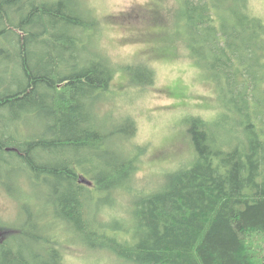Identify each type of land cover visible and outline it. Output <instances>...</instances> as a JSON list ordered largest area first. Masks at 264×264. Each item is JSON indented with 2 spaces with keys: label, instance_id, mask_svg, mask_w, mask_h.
Segmentation results:
<instances>
[{
  "label": "trees",
  "instance_id": "16d2710c",
  "mask_svg": "<svg viewBox=\"0 0 264 264\" xmlns=\"http://www.w3.org/2000/svg\"><path fill=\"white\" fill-rule=\"evenodd\" d=\"M159 17L171 25L163 51L188 50L222 109L190 116L192 157L147 190L136 186L142 153L128 146L137 128L99 126L94 101L112 92L117 69L101 53L82 54L101 27L86 0H0V66L12 73L0 68V122H47L30 137L1 123L0 163L45 187L50 207V220L7 224L21 239L0 227V264H63L68 234L112 264H264V21L250 0H174L168 20ZM144 65L149 78L138 83L153 84ZM120 134L126 149L116 155L110 138ZM121 194L131 195L120 202L127 217L115 210Z\"/></svg>",
  "mask_w": 264,
  "mask_h": 264
},
{
  "label": "rangeland",
  "instance_id": "374dc122",
  "mask_svg": "<svg viewBox=\"0 0 264 264\" xmlns=\"http://www.w3.org/2000/svg\"><path fill=\"white\" fill-rule=\"evenodd\" d=\"M86 2L88 9H92L100 19L101 27L95 42L92 36L85 37L86 48L82 49V54L86 56L88 52L97 55L101 53L117 69L110 83L112 92L100 94L94 101L95 106L99 105L100 108V129L108 134L113 132L120 122L133 123V129L135 127L137 131L128 146L133 147L132 153H142L136 186L150 190L163 173L180 167L192 157L193 144L191 140L185 139L188 136L189 118L199 115L208 120L214 119L222 109L219 88L217 86L215 89L209 79L207 80V69L194 65L188 50L171 54L163 51V45H170L169 36L165 31L170 29L171 25L164 29L162 26L165 24H162L159 15L167 21L174 0ZM250 4L255 15L264 21V0H250ZM176 13L177 11L174 14ZM0 46H4L0 47V53L6 56L7 46ZM3 64L4 66H0L3 75L12 74L7 63ZM144 64L155 73L153 84L138 83L149 78ZM110 96L113 99L109 100ZM4 112L8 118L13 116L7 109ZM220 116L223 117V114ZM1 123H4L7 129L9 125L11 133L22 137L44 132L47 128V122L37 116L26 117L24 122L15 124ZM222 123L227 127L234 122ZM125 136L126 134H120L110 138V148L116 155L126 149ZM184 140L187 141L183 143ZM22 171L16 167V163H0V227H3L5 235L11 239H21L23 236L15 234L14 230L11 232L7 224L16 223L20 226L28 218L38 222L50 220V207L45 199L47 189L22 178ZM121 196L115 210L125 213L128 209L125 211V206L120 205V202L129 203L131 195L125 200V196ZM101 203H108V200L102 197ZM124 217H127L126 213ZM118 218L122 219V216ZM57 229L46 228V231L54 236ZM61 243L66 245L63 264H112L111 259L103 256V253H93L88 247L78 244L81 242L76 236L68 234L66 240L63 239Z\"/></svg>",
  "mask_w": 264,
  "mask_h": 264
}]
</instances>
